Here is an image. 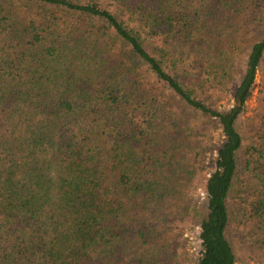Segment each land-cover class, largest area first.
Listing matches in <instances>:
<instances>
[{
    "label": "trees",
    "instance_id": "trees-1",
    "mask_svg": "<svg viewBox=\"0 0 264 264\" xmlns=\"http://www.w3.org/2000/svg\"><path fill=\"white\" fill-rule=\"evenodd\" d=\"M261 70L264 0H0V264H179L200 216L197 264H239L235 221L264 238ZM200 114L223 137L205 213Z\"/></svg>",
    "mask_w": 264,
    "mask_h": 264
},
{
    "label": "rangeland",
    "instance_id": "rangeland-1",
    "mask_svg": "<svg viewBox=\"0 0 264 264\" xmlns=\"http://www.w3.org/2000/svg\"><path fill=\"white\" fill-rule=\"evenodd\" d=\"M239 70V65H236L233 70L232 81L225 91L224 89L212 90L205 96H199V98L214 110L222 112L229 109L233 105V88L240 81L241 75H239ZM263 77L264 71L261 70L257 77V84L259 86L262 85ZM259 86L253 99L247 103L245 113L242 115L239 123V129L246 138V145L252 141L249 138L253 135L252 130L260 124L261 107L259 95L261 89ZM213 122H215L213 119L202 114L197 115L195 120L196 125L205 131L202 136L205 153H203L202 163L193 171L195 180L191 187L190 197L192 205L196 207V211L200 209L203 213H205L207 206L204 178L214 171L217 152L223 140L221 131L217 128V124ZM203 217L191 218L177 225L178 233H180L182 239V247L178 258L179 264H197L200 251L202 250L199 221ZM235 223L230 236L231 239L233 238L239 264H264V238H260L251 227L246 226L247 224H239L237 221Z\"/></svg>",
    "mask_w": 264,
    "mask_h": 264
}]
</instances>
